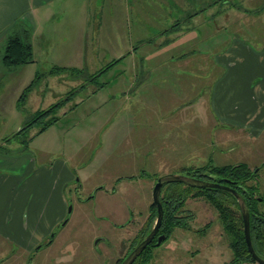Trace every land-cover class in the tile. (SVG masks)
<instances>
[{"label": "rangeland", "instance_id": "rangeland-1", "mask_svg": "<svg viewBox=\"0 0 264 264\" xmlns=\"http://www.w3.org/2000/svg\"><path fill=\"white\" fill-rule=\"evenodd\" d=\"M107 1L114 3L115 11L105 9ZM155 1L86 0V5H81L84 6L82 12L78 2H73L75 12H68L60 23L55 20L44 27V36L57 41V48L49 55L43 54L41 39H38L33 62L27 64L24 70H21L22 66L13 68L19 69L14 77L20 94L17 102L33 80L34 88L23 101L19 115H0V165L7 166L8 162L16 161L22 164V161L34 158L37 162L42 159L44 162L47 159L61 160L69 167L80 168L93 156L95 158L92 167H87L88 181L82 177V186L76 182L77 177L70 181L66 189L64 215L56 223H51L42 240L23 251L13 240L0 237V264H118L151 220L152 189L157 178L166 174H183L184 170L180 168L185 167H175L168 162L174 160L168 155V149L162 150L159 155L152 153L150 158L139 155L137 121L140 93L128 91L126 98V93H123V89L131 88H123L129 77V71L125 73L123 69L124 58L130 49L127 47L128 36L130 41L141 37L132 43V48L136 49L142 46L139 43L145 39L155 41L140 48L142 50L138 54L141 56L160 43H168L176 36L175 32L186 29L191 20L198 24L199 21L221 19L220 22L205 23L194 31L198 35L196 48L212 51L218 44L214 41H222L225 35L228 37L236 32L251 36L257 23L264 22V0H194L189 12L176 10L181 5L185 6L184 0H157L160 8L154 5ZM141 2L149 4V11L145 14L139 10ZM127 7H130V12L126 11ZM140 14H144V18L136 22ZM131 24L134 25L129 35L125 30ZM159 26L160 32L157 31ZM219 26L227 29L217 30ZM203 31L211 34L209 40L205 39L206 35H201ZM259 34L264 36V25L260 27ZM159 35L163 38H158ZM76 38L79 41L82 39L84 52H88L83 57H78L74 51L78 48V42L73 48ZM191 45V41L184 42L177 51L171 47L161 55L164 58L170 53L182 55L193 50ZM204 54L207 57L208 54ZM136 58L139 59V56ZM113 61L116 62L111 68L97 74ZM54 65L82 71L72 76L66 72L47 75ZM130 67L131 63L126 70ZM95 74L97 78L91 81ZM82 84V91L58 111L59 120L53 126L38 135V128L35 127L24 135L29 139L26 147L20 142L24 137L9 138L36 110L48 108ZM9 100L0 91V101L3 102L0 112L9 108ZM122 116L131 119L128 126L136 130L127 133L119 130L115 135L110 134L114 122ZM215 136H212L215 148L212 146L209 150L210 162L206 156H200L201 149L195 148L187 167L245 163L250 171H259L248 185L257 187L259 195L263 196L264 133L252 141H248L244 134L229 129L221 132L219 142H214ZM194 143L197 145L198 141ZM204 151L206 153L207 150ZM159 167H163L166 173H159ZM20 169L0 167V172L13 174L18 171L21 174L26 167ZM98 188L103 189L97 191ZM116 213L121 218H117ZM175 215L182 218L187 228H176L168 240L151 248L145 256V260L149 258L148 264H232L229 238L222 230L216 210L204 198L188 196Z\"/></svg>", "mask_w": 264, "mask_h": 264}, {"label": "crops", "instance_id": "crops-1", "mask_svg": "<svg viewBox=\"0 0 264 264\" xmlns=\"http://www.w3.org/2000/svg\"><path fill=\"white\" fill-rule=\"evenodd\" d=\"M85 1L0 0V91L10 99V102H7L10 110L2 111L0 115H19L21 110L16 104L20 94L14 78L19 69H6L2 63L8 37L19 33L21 29H27L33 56L38 39H41L42 53L49 55L59 44L57 41L53 42L49 36H44V27L55 20L60 23L67 17L68 12H75L73 2H78L79 9L84 11V6L81 5L85 4ZM184 1L185 6L181 5L176 10L189 12L194 0ZM155 2L154 5L160 8L161 4L157 0ZM148 5L147 2H141L140 12L145 14L149 11ZM105 6L106 10L116 9L111 1H107ZM129 10L130 7H127L126 11L130 12ZM144 14H140L136 22L141 20V17L144 18ZM214 21L220 22L221 19L199 21L198 24L191 20L186 29L175 32L176 36L169 39L168 43H160L154 50L141 56L138 54L142 50L140 48L155 41L145 39L139 43L142 46L136 49L132 48V43L141 37L137 36L136 40L130 41L128 36L127 47L130 49L124 58L123 69L125 73L129 71V77L125 80L123 88H131L123 89V93H126L125 98L128 91L140 93L137 121L140 156L150 158L152 153L159 155L162 150L168 149V155L174 158L168 162L175 167H185L180 168L184 170L190 167L187 166L191 163L190 158L193 157L195 148L203 151L200 156L211 160L209 150L212 146L215 148L212 136L216 135L217 140L214 142H219L218 136L223 130H236L244 134L248 141L257 140L264 133V36L259 34L264 22L257 23L251 36L233 32L228 37L225 35L222 41H214L218 44L212 51L196 48L198 35L194 32L195 29ZM110 22L113 23L111 20ZM133 25L125 30L126 34H131L130 28ZM221 27L217 30L227 29ZM159 29L160 26L157 31ZM201 35H206L205 39L208 40L211 37L206 31ZM158 38L163 36L159 35ZM190 41L193 48L190 52L182 55L170 53L165 58L161 55V52L171 47L177 51L181 44ZM77 42L78 48L74 51L78 57H83L84 53L88 52H84L82 39L79 41L76 38L73 48ZM202 51L209 56L205 57ZM129 63L132 68L126 70ZM26 65H23L21 70H24ZM54 67L64 66L54 65L51 69ZM48 73L47 75H57ZM80 91L82 89L77 93ZM2 103L0 101V104ZM130 120L124 116L120 117L111 127L110 134L115 135L119 130H125V133L136 130L129 128ZM194 141H198V144ZM94 158L93 156L80 168L69 167L61 160L47 159V162H44L42 159L37 162L34 158L22 161V164L18 161L8 162L7 166L1 164L0 167H17L18 170H21L20 167H26V170L21 174L18 171L13 174L0 172V237L13 240L23 251L29 250L35 242L42 240L51 223H56L64 215L67 204L66 189L70 181L77 177L76 182L81 183V186L84 177L88 181L87 167H92ZM158 172L166 173V170L159 167ZM99 189L103 188H98L97 191ZM94 193L93 198L96 191ZM116 215L121 218L117 213Z\"/></svg>", "mask_w": 264, "mask_h": 264}, {"label": "trees", "instance_id": "trees-1", "mask_svg": "<svg viewBox=\"0 0 264 264\" xmlns=\"http://www.w3.org/2000/svg\"><path fill=\"white\" fill-rule=\"evenodd\" d=\"M32 62L33 52L29 31L27 29H21L19 33L10 35L7 39L2 57L3 66L10 70ZM115 62L116 61L109 63L97 74L106 72V70L111 68ZM80 70L82 71V69L76 68L54 67L48 74L66 72L72 76V74H78ZM93 78H97V75H93L91 77V81ZM33 88L34 80L24 89L17 102L18 108L23 106V101ZM80 89H83V84L74 88L66 94L65 98L60 99L48 108L34 112L24 123L22 128L9 138H22L29 130L35 127L38 128V131L36 132V135H38L53 126L59 120L57 114L58 111L70 102L73 96ZM9 138L6 140H9ZM20 142L23 147H26L29 139L24 137V139L20 140ZM183 174L196 179L227 185L230 188L235 189L244 197L249 208V231L252 246L257 256L264 259V195H259L257 187L248 185L249 182L256 177L258 171H250L248 166L244 163L235 166L226 165L220 167L208 164L204 167L192 166L186 168L184 169ZM190 195L192 198H204L216 210L222 230L229 238L228 245L232 253L231 263L237 264L246 262L256 264L252 256L249 254L245 243L243 221L236 200L232 194L224 190L193 188L180 183L165 184L161 190V204L164 215L158 235H164V241H166L170 238L173 230L176 228H187V226L182 223V218L175 215V212L183 207ZM150 210L152 213V217L149 222L150 225L152 224L151 228L149 227V224H147L140 236L137 238L138 240H136L137 242L134 244L133 248L118 261V264L123 261V259L147 236L152 229L157 217V209L154 203L151 204ZM155 243L156 239L144 249L133 264H148L149 258L145 260V256H147V253L151 248L157 247Z\"/></svg>", "mask_w": 264, "mask_h": 264}, {"label": "water", "instance_id": "water-1", "mask_svg": "<svg viewBox=\"0 0 264 264\" xmlns=\"http://www.w3.org/2000/svg\"><path fill=\"white\" fill-rule=\"evenodd\" d=\"M169 183H180L185 186L200 188V189H220L229 192L233 195L238 205L242 221L245 243L249 254L252 256L256 264H264V259H261L255 253L249 231V208L244 197L237 192L235 189L230 188L227 185L221 183L205 181L196 179L185 174H166L157 178L153 189H152V200L157 209V217L154 225L147 236L123 259L120 264H133L136 258L144 251V249L150 245L156 239V246H159L164 240V235H158V231L161 227L164 211L161 204V190L165 184ZM71 208L69 207L68 212L70 213Z\"/></svg>", "mask_w": 264, "mask_h": 264}, {"label": "built area", "instance_id": "built-area-1", "mask_svg": "<svg viewBox=\"0 0 264 264\" xmlns=\"http://www.w3.org/2000/svg\"><path fill=\"white\" fill-rule=\"evenodd\" d=\"M237 264H252V263L242 262V263H237Z\"/></svg>", "mask_w": 264, "mask_h": 264}, {"label": "flooded vegetation", "instance_id": "flooded-vegetation-1", "mask_svg": "<svg viewBox=\"0 0 264 264\" xmlns=\"http://www.w3.org/2000/svg\"><path fill=\"white\" fill-rule=\"evenodd\" d=\"M264 166V165H263ZM260 170V169H259ZM259 172V171H258Z\"/></svg>", "mask_w": 264, "mask_h": 264}]
</instances>
